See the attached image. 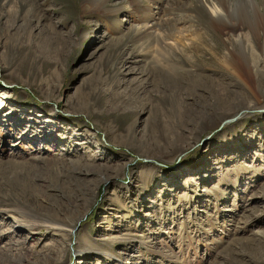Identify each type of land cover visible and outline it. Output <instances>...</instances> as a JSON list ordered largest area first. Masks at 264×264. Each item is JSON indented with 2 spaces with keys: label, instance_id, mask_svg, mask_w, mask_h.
Returning <instances> with one entry per match:
<instances>
[{
  "label": "rangeland",
  "instance_id": "1",
  "mask_svg": "<svg viewBox=\"0 0 264 264\" xmlns=\"http://www.w3.org/2000/svg\"><path fill=\"white\" fill-rule=\"evenodd\" d=\"M261 242L264 0H0V264H264Z\"/></svg>",
  "mask_w": 264,
  "mask_h": 264
},
{
  "label": "bare ground",
  "instance_id": "2",
  "mask_svg": "<svg viewBox=\"0 0 264 264\" xmlns=\"http://www.w3.org/2000/svg\"><path fill=\"white\" fill-rule=\"evenodd\" d=\"M240 2V1H239ZM241 3V2H240ZM202 8L204 13L206 14L208 20L210 21V23H212V26L215 25L216 22H222L223 24L228 23L229 19H228V11L224 5L223 6H217L216 4L211 3H204L202 1ZM251 19V18H250ZM209 28V27H208ZM213 28H215V26H213ZM243 30V29H242ZM249 34V33H248ZM239 35L236 38H239ZM248 36V35H247ZM233 38V37H231ZM244 38V37H243ZM241 39V38H240ZM249 38H247L248 40ZM246 40V41H247ZM250 40V39H249ZM235 41V39H234ZM239 41V39H238ZM253 41V40H252ZM243 42V41H242ZM225 43V42H224ZM254 44V43H253ZM232 45V44H230ZM226 46V44H225ZM239 46V45H238ZM246 46V45H245ZM263 46V45H262ZM256 47V46H255ZM224 49V48H223ZM248 51V50H247ZM247 51L245 48L242 47V49L240 50V53L237 55V57L235 59L232 60H226L224 62L219 63L220 64V71L223 72L226 76L230 77V78H236V79H240L241 76V66H245L246 68L250 69L252 68L248 59H247ZM216 55V54H215ZM214 55V56H215ZM218 55V54H217ZM216 55V56H217ZM240 61H239V60ZM254 68V67H253ZM235 79V80H236ZM224 81L225 78L224 76H217V78L215 77L214 79V87L220 88V90H226L228 87L224 85ZM226 82V81H225ZM138 94V93H137ZM244 113V111H241L240 115H237L236 117L232 118V120L226 121L225 123L221 124L222 126L225 124H229L233 121H235L237 118L241 117V115ZM7 211L10 212H14V210L11 209H7ZM247 211V210H246ZM245 211V212H246ZM249 211V210H248ZM249 215V214H248ZM245 217V216H244ZM242 217V218H244ZM246 219V218H244ZM37 222V221H36ZM44 224H51L53 225L52 222H45ZM43 224V225H44ZM33 227H36L35 224L32 225ZM42 226V225H39ZM44 227V226H43ZM52 228H55V225L52 226ZM261 244V248L263 247L264 242L259 243Z\"/></svg>",
  "mask_w": 264,
  "mask_h": 264
}]
</instances>
